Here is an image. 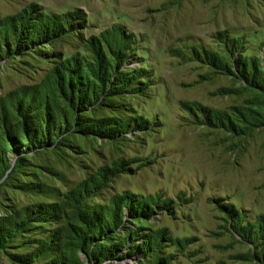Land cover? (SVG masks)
I'll list each match as a JSON object with an SVG mask.
<instances>
[{"label":"rangeland","instance_id":"374dc122","mask_svg":"<svg viewBox=\"0 0 264 264\" xmlns=\"http://www.w3.org/2000/svg\"><path fill=\"white\" fill-rule=\"evenodd\" d=\"M0 264H264V0H0Z\"/></svg>","mask_w":264,"mask_h":264},{"label":"bare ground","instance_id":"6f19581e","mask_svg":"<svg viewBox=\"0 0 264 264\" xmlns=\"http://www.w3.org/2000/svg\"><path fill=\"white\" fill-rule=\"evenodd\" d=\"M185 130V129H184ZM193 134V133H192Z\"/></svg>","mask_w":264,"mask_h":264}]
</instances>
